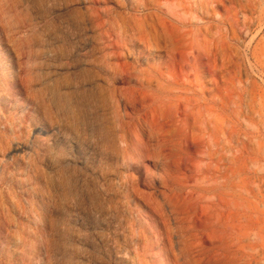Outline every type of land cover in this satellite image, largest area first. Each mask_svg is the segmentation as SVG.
Segmentation results:
<instances>
[{"label": "rangeland", "instance_id": "1", "mask_svg": "<svg viewBox=\"0 0 264 264\" xmlns=\"http://www.w3.org/2000/svg\"><path fill=\"white\" fill-rule=\"evenodd\" d=\"M219 196L264 264V0H0V264H185Z\"/></svg>", "mask_w": 264, "mask_h": 264}, {"label": "bare ground", "instance_id": "2", "mask_svg": "<svg viewBox=\"0 0 264 264\" xmlns=\"http://www.w3.org/2000/svg\"><path fill=\"white\" fill-rule=\"evenodd\" d=\"M152 1V0H151ZM173 1V0H172ZM161 2H163V1H161ZM194 2H195V0H194ZM158 3V2H157ZM171 3V2H170ZM169 3V4H170ZM199 3V2H198ZM160 4V3H159ZM188 4H190V2L188 3ZM194 4H196V3H194ZM176 5V4H175ZM174 5V6H175ZM170 6V5H169ZM192 6V5H191ZM197 6H198V4H197ZM176 8V7H175ZM193 11H194V7H193ZM178 12V11H177ZM180 12H182V11H180ZM151 13V12H150ZM161 14V13H160ZM153 15V14H152ZM157 15V14H156ZM174 15V14H173ZM190 15V14H189ZM188 15V16H189ZM151 16V15H150ZM159 16V15H158ZM157 17V16H156ZM160 17V16H159ZM178 17V16H177ZM177 17L175 16V18L177 19ZM191 17V16H190ZM154 18V17H153ZM158 19V18H157ZM179 19V18H178ZM159 20V19H158ZM157 20V21H158ZM160 21V20H159ZM158 21V22H159ZM176 21V20H175ZM148 23V22H147ZM161 23V22H160ZM168 23V22H167ZM181 23V22H180ZM162 24H163V22H162ZM173 25V24H172ZM138 26V25H137ZM165 26V25H164ZM174 26V25H173ZM178 26V25H177ZM176 26V27H177ZM196 26V25H195ZM163 27V26H162ZM183 27H185V26H183ZM126 28V27H125ZM154 28V27H153ZM193 28L194 27H192V31H193ZM198 28V27H197ZM202 28V27H201ZM207 28V27H206ZM139 29V28H138ZM137 29V30H138ZM160 29V28H159ZM162 29V28H161ZM174 30H176V29H174ZM184 30H186V29H184ZM184 30H183V32H184ZM195 30V29H194ZM156 31V33H157V30H155ZM160 31V30H159ZM188 31V30H187ZM122 32V31H121ZM162 31H160V33H161ZM181 32V31H180ZM197 32H199L198 30L197 31H195V33H197ZM206 32V31H205ZM177 33V32H176ZM201 33V32H200ZM163 34H164V32H163ZM192 34H194V32L192 33ZM199 36H200V34L199 33H197ZM177 35H178V33H177ZM184 35V34H183ZM204 35V34H203ZM136 36V35H135ZM160 37V36H159ZM161 37H163L162 36V34H161ZM196 37H198V36H196ZM196 37H194V38H196ZM209 37V36H208ZM138 38V37H137ZM164 38H166V37H164ZM164 38H163V40H164ZM198 39H200V38H198ZM201 39H202V37H201ZM195 40V39H194ZM207 40V39H206ZM161 41V40H160ZM197 41V40H196ZM195 41V42H196ZM200 41V40H199ZM154 42L155 43H157L158 41L157 40H154ZM166 42V41H165ZM210 42V41H209ZM224 42V41H223ZM150 43V42H149ZM148 43V44H149ZM198 44H200V42H197ZM203 43V42H202ZM152 44V43H151ZM161 44V43H160ZM204 44V43H203ZM225 43H223V45H224ZM154 45V44H153ZM152 45V46H153ZM163 45H164V43H163ZM202 45V44H201ZM150 46V45H149ZM157 47H158V45H156ZM195 46H196V44H195ZM203 46H205V45H203ZM226 47V46H225ZM156 48V47H155ZM160 48V47H159ZM161 48H163V47H161ZM164 48H166V47H164ZM223 49V48H222ZM201 50V49H200ZM161 51V50H160ZM165 51V50H164ZM197 51H198V49H197ZM203 51V50H202ZM177 52V51H176ZM224 52V51H223ZM199 53V52H198ZM205 53V52H204ZM215 53V52H214ZM193 54V53H192ZM206 54V53H205ZM210 54V53H209ZM222 54H224V53H222ZM182 55V54H181ZM198 55V54H197ZM222 56V55H221ZM192 57H195V55L194 56H192ZM205 57V56H204ZM213 57V56H212ZM215 58V57H214ZM213 58V59H214ZM226 58V57H225ZM193 58H191V60H192ZM217 59V58H216ZM224 60V59H223ZM195 63V62H194ZM208 63V62H207ZM211 64V63H210ZM222 64V63H221ZM220 64V65H221ZM208 65V64H207ZM188 67H190V66H188ZM209 67H210V65H209ZM219 67H221V66H219ZM218 67V68H219ZM194 68V67H193ZM192 68V69H193ZM189 69V68H188ZM209 69V68H208ZM211 69V68H210ZM221 69V68H220ZM223 69V68H222ZM195 70V69H194ZM217 72V71H216ZM215 72V73H216ZM169 74V73H168ZM172 74H173V72H172ZM176 74V73H175ZM177 75H178V73H177ZM211 75H213V73H211ZM175 76V75H174ZM182 76V75H181ZM166 77H167V75H166ZM176 77V76H175ZM223 77V76H222ZM182 78V77H181ZM156 79V78H155ZM175 79V78H174ZM183 79V78H182ZM209 80V79H208ZM215 80V86H214V88H212L213 90H214V92H215V98L216 99H218L219 101L217 102V100H212V101H210V103L208 104L209 106H206V104L205 105H201L202 103H199V99L198 98H196V97H194V95L193 96H190L189 98H188V103H189V106H190V115L192 116V120L194 121L195 119H196V116H198V114L196 115V113L197 112H200L201 110H202V108H203V110H205V111H208L209 112V114L210 113H216V115H215V120H214V122H216L217 123V126H216V128L215 129H212L210 132L212 133V136H216V133H217V131H219V129L221 130V131H223L222 130V128L221 127H223V126H221L220 128H219V126L220 125H223L224 124V122H226V116H227V114L225 113V111H226V108H225V105H226V98L224 97V96H222V93H221V91H222V89H221V87H220V84L218 83L219 81L218 80H216V79H214ZM148 80H146V82H147ZM149 82V81H148ZM181 82V81H180ZM222 82H225V79H222ZM163 83V82H162ZM173 83V82H172ZM210 83V82H209ZM213 83V82H212ZM99 84V83H98ZM171 84V83H170ZM169 84V85H170ZM183 84H185V83H183ZM163 85H165V84H163ZM174 85V84H173ZM176 85V84H175ZM98 86V85H97ZM162 86V85H161ZM160 86V87H161ZM178 86V85H177ZM183 86V85H182ZM185 86V85H184ZM189 86H190V84H189ZM192 86H193V84H192ZM228 87V86H227ZM94 88H96V87H94ZM103 88H105V86L103 87ZM149 88V87H148ZM166 88V87H165ZM164 88V89H165ZM97 89V88H96ZM95 89V90H96ZM99 89H100V91L101 92H103V89L101 88V87H99ZM151 89V88H150ZM161 89V88H160ZM181 89V88H180ZM187 89V88H186ZM196 89V88H195ZM201 89V88H200ZM208 89V88H207ZM206 89V90H207ZM226 89V88H225ZM107 90V89H106ZM108 90H110V89H108ZM169 90V89H168ZM183 90V89H182ZM185 90V89H184ZM188 90V89H187ZM209 90H210V88H209ZM104 91H105V89H104ZM149 91V90H148ZM151 91H154V89H152ZM150 91V92H151ZM159 91V90H158ZM161 91H162V89H161ZM107 93H108V91H106ZM162 92H164V91H162ZM172 92V91H171ZM177 92V91H176ZM176 92H175V94H176ZM182 92V91H181ZM189 92V91H188ZM106 93V94H107ZM173 93V92H172ZM178 93H180V92H178ZM184 93H186V92H184ZM95 94H96V92H95ZM158 94V93H157ZM187 94V93H186ZM192 94V93H191ZM108 95V94H107ZM107 95H106V97H107ZM166 95L168 96V94L166 93ZM174 95V94H173ZM203 95H204V93H203ZM100 96H101V94H100ZM158 96V95H157ZM176 96V95H175ZM199 96V95H198ZM197 96V97H198ZM227 96V95H226ZM97 97V96H96ZM103 97V96H102ZM101 97V98H102ZM106 97H104L105 99H106ZM203 97V96H202ZM160 98V97H159ZM163 98V97H162ZM164 98H165V93H164ZM207 98V97H206ZM205 98V100H207ZM228 98H229V96H228ZM155 99V98H154ZM177 99V98H176ZM180 99V98H179ZM184 99V98H183ZM198 99V100H197ZM210 99V98H209ZM98 100H99V98H98ZM153 100V99H152ZM160 100V99H159ZM178 100V99H177ZM182 100V99H181ZM211 100V99H210ZM100 101V100H99ZM102 101H103V98H102ZM101 101V102H102ZM156 101V100H155ZM162 101V100H161ZM165 101V100H164ZM172 101V100H171ZM186 101V100H185ZM201 101V100H200ZM203 101V100H202ZM208 101V100H207ZM152 103V102H151ZM168 103H170V101H168ZM176 103V102H175ZM159 105V104H158ZM182 105H184V104H182ZM146 106V105H145ZM171 106V105H170ZM227 106V105H226ZM156 107V106H155ZM184 107V106H183ZM182 107V108H183ZM162 108H163V106H162ZM176 108H177V106H176ZM150 109V108H149ZM170 109V108H169ZM201 109V110H200ZM177 110V109H176ZM150 111V110H149ZM153 112V111H152ZM208 112H206V113H208ZM172 113V112H171ZM181 113H182V111H181ZM174 115V114H173ZM182 115H184V117H185V113H182ZM176 116V115H175ZM207 116V115H206ZM201 117V116H200ZM213 117V116H212ZM141 118V117H140ZM142 120V119H141ZM169 120V119H168ZM167 120V121H168ZM153 122H155V121H153ZM135 123V122H134ZM149 124V123H148ZM135 126V125H134ZM150 126V125H149ZM155 126V125H154ZM145 127H147V126H145ZM150 128V127H149ZM155 128H157V127H155ZM154 128V129H155ZM219 128V129H218ZM151 129V128H150ZM225 132V131H224ZM225 134V133H224ZM218 135H220V134H218ZM217 138L215 137V139H214V143L215 144H217V142H218V140H216ZM141 141V140H140ZM140 143V142H139ZM144 144V143H143ZM143 144H141L142 146H143ZM144 145H146V144H144ZM140 146V145H139ZM138 146V147H139ZM144 147V146H143ZM146 148H148V147H146ZM137 149V148H136ZM141 150H143V149H141ZM140 150V151H141ZM144 150H146V149H144ZM143 150V151H144ZM138 151V150H137ZM143 153V152H142ZM141 153V154H142ZM226 176H227V174H225ZM225 176V177H226ZM220 189V188H219ZM223 189H221V191H222ZM214 191V190H213ZM224 192V191H223ZM217 193V192H216ZM216 196V195H215ZM223 196V195H222ZM222 196H219L220 197V199L222 200V201H224L223 202V204L221 205V207L220 208H213V211L209 214V213H207V214H209V226H211L212 227V232H213V234H214V232H215V235H213V238H211V239H209V242H210V246L209 247H206V246H204L203 245V240L200 242V235L203 233V234H205L204 233V229H203V227H200L199 225L197 226V225H193L192 227L191 226H189L188 228H187V232L185 233L186 234V240L184 241V243H183V247L181 248V253H182V256L184 257H182L183 259H184V263L185 264H204L203 262H202V259H200V258H194L193 256H192V252L194 251V249L196 248V247H199V253L198 254H203V253H205V252H208V253H210L211 254V259H209L208 261V263H205V264H240V263H242V262H244V260L247 258V254H246V248H247V245H246V243H245V240L247 239L246 237H248V235L250 234V233H248V231H250V230H248V227H246V226H244V224H243V218H244V216H245V211H244V208H243V205H242V203H240V204H237L236 206H235V209H231V206L229 205V203L226 201V199L225 198H223ZM212 206V205H211ZM218 207V206H217ZM210 209H212V208H210ZM208 210V209H207ZM205 212V211H204ZM206 214V213H205ZM193 223H195V222H193ZM190 228H191V230H190ZM251 228V227H250ZM255 229V228H254ZM253 229V230H254ZM206 236H208V237H210V234L209 233H207L206 234ZM208 240V239H207ZM248 240V239H247ZM256 240V239H255ZM199 243H198V242ZM248 247H249V245H248ZM252 247V246H251ZM250 249V248H249ZM197 251V250H196ZM250 252V251H249ZM251 253V252H250ZM213 255V256H212ZM248 257H250V256H248ZM251 258H253V256L251 257ZM249 262V261H248ZM246 263V262H245ZM247 264V263H246Z\"/></svg>", "mask_w": 264, "mask_h": 264}]
</instances>
